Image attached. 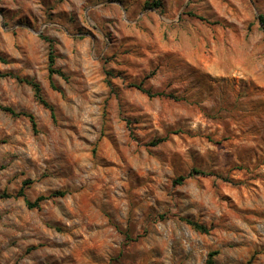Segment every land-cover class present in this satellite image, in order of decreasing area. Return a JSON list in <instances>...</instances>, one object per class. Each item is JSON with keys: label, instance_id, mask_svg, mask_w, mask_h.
Returning a JSON list of instances; mask_svg holds the SVG:
<instances>
[{"label": "rangeland", "instance_id": "rangeland-1", "mask_svg": "<svg viewBox=\"0 0 264 264\" xmlns=\"http://www.w3.org/2000/svg\"><path fill=\"white\" fill-rule=\"evenodd\" d=\"M260 16L264 0H0V73L57 116L0 79L37 122L0 110V193L31 182L0 199V264H264Z\"/></svg>", "mask_w": 264, "mask_h": 264}, {"label": "trees", "instance_id": "trees-1", "mask_svg": "<svg viewBox=\"0 0 264 264\" xmlns=\"http://www.w3.org/2000/svg\"><path fill=\"white\" fill-rule=\"evenodd\" d=\"M154 6H155V8H158L159 9L160 8V3L156 2V3H154ZM191 15L197 17L193 13H191ZM197 18L202 19L201 17H197ZM259 21L262 24H264V16H260L259 17ZM42 38L49 44V51H48V73H49L50 79L53 76H55V75H58L60 77L65 78L64 73L61 70H59V69H57L55 67V65H56V56H55L54 41L52 39H49L48 37H45V36H42ZM0 61L3 62V63H6L7 62V60L4 59L1 56H0ZM7 77L15 78L19 83L26 84V85L30 86L32 88L33 92H34L35 100L40 105H42L44 108H46L47 110H49L50 113H51V117H52L53 121L54 122L56 121L57 116H56L55 108L45 98V96L43 94V91H42V88H41V85L38 82H36L33 79H29V78H22V77L14 76V75H11V74H3V73H0V79L7 78ZM130 87L139 90L140 92H142L143 94L147 95L150 98L162 97V96L170 97V95H165L164 93L153 92L152 90L146 88L143 83L130 84ZM52 88H54V89L57 90V88L53 84H52ZM0 110H2L5 113H8V114H10L12 116H15V117H25V118H28L30 120L31 124H32V127H33L34 131H37V122H36L35 117H34L33 114L28 113V112H16L13 108H11V107H5L1 103H0ZM163 141H164V139H160V140L154 141L153 142V146H157V145H159ZM194 175L205 176L207 174L204 173V172H202V171L196 170V171H193L192 173H190V175L188 177L182 176V177L178 178L175 182L177 184H183L187 180V178L192 177ZM30 183L31 182H29V181H25L23 183V187L21 188V190L15 196H12V195H10V194H8L6 192L5 193H0V199H9V198H12V197H17V198L18 197H25L24 189ZM66 195H67V192H65V191H59V192H56V193L50 195L49 197L40 196L35 201L26 200V205H27V207L29 209H36V208H39L41 206V203L42 202H44L45 200H47V199H49L51 197H65ZM182 220L185 221L188 225H190L194 230H196L197 232H200L202 234H210L211 231H212V229L210 227H208V226H206L204 224H201L199 222L193 221L192 219L183 218ZM218 255H219V251H212V252H210L209 255H208V259H207L206 264H215V259H216V257ZM251 263H252V261L250 260L246 264H251Z\"/></svg>", "mask_w": 264, "mask_h": 264}]
</instances>
